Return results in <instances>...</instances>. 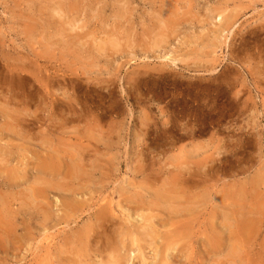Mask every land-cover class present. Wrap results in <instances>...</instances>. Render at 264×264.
I'll use <instances>...</instances> for the list:
<instances>
[{"label": "rangeland", "instance_id": "1", "mask_svg": "<svg viewBox=\"0 0 264 264\" xmlns=\"http://www.w3.org/2000/svg\"><path fill=\"white\" fill-rule=\"evenodd\" d=\"M0 171V264H264V0H0Z\"/></svg>", "mask_w": 264, "mask_h": 264}, {"label": "bare ground", "instance_id": "2", "mask_svg": "<svg viewBox=\"0 0 264 264\" xmlns=\"http://www.w3.org/2000/svg\"><path fill=\"white\" fill-rule=\"evenodd\" d=\"M33 75H34V74H33ZM17 76H18V75H17ZM35 81H36V80H35ZM52 104H53V101H52ZM8 131H9V130H8ZM47 156H48V155H47ZM48 157H49V156H48ZM56 159H57V158H56ZM82 160H83V159H82ZM45 161L49 162L48 159L45 160ZM52 161H53V160H52ZM52 161H51V162H52ZM55 161H56V160H55ZM47 162H46V163H47ZM57 162H58V161H57ZM40 165H41V167H42V164H40ZM46 165H48V164H46ZM54 166H55V165H54ZM43 167H44V166H43ZM51 167L53 168V165H52ZM47 169H48V168H47ZM50 169H51V168H50ZM16 171H17V170H16ZM46 171H47V170H46ZM0 172H2V171H0ZM18 172H19V171H18ZM10 173H11V172H10ZM54 173H55V172H54ZM13 174H15V173H13ZM46 174H47V173H46ZM58 174H59V172H58ZM9 175H10V174H9ZM17 176H18V175H16V177H17ZM57 176H58V175L56 174V178H57ZM16 177H14V178H16ZM53 177H54V175H53ZM56 178H55V179H56ZM18 179H19V178H18ZM13 180H14V179H13ZM16 180H17V178H16L14 181H16ZM17 181H18V180H17ZM5 182H6V181H5ZM14 183H15V182H14ZM14 183H13V184H14ZM54 183H55V182H54ZM9 184H10V182H9ZM9 184H8V188H9ZM16 184H17V183H16ZM51 184H52V183H51ZM55 184H56V183H55ZM55 184H54V185H55ZM6 185H7V184H6ZM14 185H15V184H14ZM44 186H45V184H44ZM58 186H59V185H58ZM15 187H16V186H15ZM36 187H37V186H36ZM38 187H39V186H38ZM53 187H55V186H53ZM34 189H35V188H34ZM40 190H41V189H40ZM44 191H45V190H44ZM25 193H26V192H25ZM43 193H44V192H43ZM44 194H45V193H44ZM47 194H48V193H47ZM164 194H165V193H164ZM30 195H31V193H30ZM35 195H36V194H35ZM165 195H166V194H165ZM0 196H1V195H0ZM18 196H21V194H20V195L18 194ZM166 196H167V195H166ZM9 197H10V196H9ZM26 197H28V196H26ZM36 197H37V196H36ZM17 198H18V197H17ZM17 198H16V199H17ZM32 198H33V197H32ZM46 198H47V197H46ZM46 198H45V199H46ZM14 200H15V199H14ZM24 200H25V199H24ZM36 200H37V199H36ZM17 201H18V200H16V202H17ZM30 201L32 202V200H30ZM30 201H29V202H30ZM3 202H4V201H3ZM13 202H15V201H13ZM22 202H23V201H22ZM38 202H39V201H38ZM7 203H9V202L7 201ZM24 203H25V202H24ZM27 203H28V202H27ZM35 203H36V202H35ZM19 204H20V203H19ZM21 204H22V203H21ZM25 204H26V203H25ZM29 204H30V203H29ZM29 204H28V205H29ZM2 205H3V204H2ZM7 205H8V204H7ZM7 205H6V206H7ZM31 205H32V204H31ZM35 205H36V204H35ZM37 205H38V204H37ZM37 205H36V207H37ZM41 205H42V204H41ZM2 207H3V206H2ZM32 207H33V206H32ZM38 207H39V206H38ZM20 208H21V207H20ZM29 208H30V207H29ZM6 209H7V208H6ZM32 209H33V208H32ZM189 209H190V208H189ZM0 210H1V209H0ZM3 210H4V209H3ZM19 210H20V209H19ZM19 210H18V212H19ZM40 210H41V209H40ZM38 211H39V210H38ZM2 212H3V211H2ZM8 212H9V211H7V213H8ZM20 212H21V211H20ZM26 212H27V211H26ZM45 212H46V211H45ZM9 213H10V212H9ZM16 213H17V212H16ZM38 213H39V212H38ZM43 213H44V212H43ZM19 214H20V213H19ZM101 214H102V213H101ZM2 215H3V214H2ZM39 215H40V214H39ZM43 215H45V214H43ZM47 215H48V213H47ZM47 215H46V216H47ZM50 215H52V214H50ZM103 215H104V214H103ZM52 216H53V215H52ZM4 218H5V217H4ZM48 218H49V216H48ZM52 218H53V217H52ZM168 218H169V217H168ZM5 220H6V219H5ZM48 220H49V219H48ZM48 220H47V221H48ZM9 221H10V220H9ZM45 222H46V221H45ZM45 222H44V223H45ZM99 222H100V221H98V224H97V222H96V224L99 225ZM0 223H1V222H0ZM8 223H10V222H8ZM101 223H102V222H101ZM10 224H11V223H10ZM2 225H3V224H2ZM2 225H1V226H2ZM11 225H12V224H11ZM95 227H96V226H95ZM99 227H100V226H99ZM97 228H98V227H97ZM100 228H101V227H100ZM8 229H9V228H8ZM84 229H85V227H84ZM11 230H12V229H11ZM93 232H94V231H93ZM3 233H4V232H3ZM94 233H95V232H94ZM14 234H15V233H14ZM101 235H102V234H101ZM1 238H3V237H1ZM87 239H88V238H87ZM9 240H10V239H9ZM85 241H86V240H85ZM106 241H108V240H106ZM6 242H7V241H6ZM10 242H12V241L10 240ZM89 242H90V241H89ZM89 242L87 241V243H89ZM80 243H81V242H80ZM87 243L85 242V244H87ZM108 243H109V242H108ZM85 244H82V245H85ZM11 245H12V244H11ZM80 245H81V244H80ZM93 245H94V243H93ZM2 246H3V245H2ZM104 246H105V245H104ZM0 247H1V246H0ZM7 247H9L8 244H7ZM4 249H5V248H4ZM1 250H2V249H1ZM5 250H6V252H8V251H7L8 249H5ZM5 250H4V251H5ZM85 250H86V249H85ZM113 250H114V248H113ZM101 251H102V250H101ZM1 252H3V251H1ZM59 254H60V253H59ZM84 255H85V254H84ZM81 256H82V255H81ZM62 257H63V255H62ZM51 258H52V257H51ZM54 258H56V257H54ZM58 259L60 260L61 258H58ZM53 260H54V259H53ZM53 260H52V261H53ZM56 260H57V259H56ZM59 260H58V261H59ZM117 260H118V259L116 258V261H117ZM58 261H56V262H58ZM118 261H119V260H118ZM118 261H117V262H118ZM122 262H123V261H122ZM58 263H59V262H58ZM114 263H115V262H114ZM91 264H92V263H91ZM120 264H121V262H120ZM123 264H125V263L123 262Z\"/></svg>", "mask_w": 264, "mask_h": 264}]
</instances>
